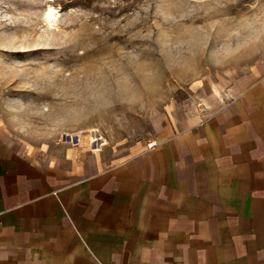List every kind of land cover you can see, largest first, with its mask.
I'll list each match as a JSON object with an SVG mask.
<instances>
[{"label":"crops","instance_id":"crops-1","mask_svg":"<svg viewBox=\"0 0 264 264\" xmlns=\"http://www.w3.org/2000/svg\"><path fill=\"white\" fill-rule=\"evenodd\" d=\"M125 155L0 121V264H264V62Z\"/></svg>","mask_w":264,"mask_h":264},{"label":"rangeland","instance_id":"rangeland-1","mask_svg":"<svg viewBox=\"0 0 264 264\" xmlns=\"http://www.w3.org/2000/svg\"><path fill=\"white\" fill-rule=\"evenodd\" d=\"M261 12L264 0H0V121L27 147L80 141L125 155L264 62L259 46L213 55ZM103 65L119 70L118 102L66 119Z\"/></svg>","mask_w":264,"mask_h":264},{"label":"clouds","instance_id":"clouds-1","mask_svg":"<svg viewBox=\"0 0 264 264\" xmlns=\"http://www.w3.org/2000/svg\"><path fill=\"white\" fill-rule=\"evenodd\" d=\"M228 41L229 43H226L218 53L213 55H223L225 50L229 48L232 51H238L247 46L264 47V12L240 19L234 30L230 32ZM122 92L119 70L103 65L83 87L82 95L78 97L80 108L76 110L68 109L64 114L65 118L71 119L74 111L88 114L110 108L118 102Z\"/></svg>","mask_w":264,"mask_h":264},{"label":"bare ground","instance_id":"bare-ground-1","mask_svg":"<svg viewBox=\"0 0 264 264\" xmlns=\"http://www.w3.org/2000/svg\"><path fill=\"white\" fill-rule=\"evenodd\" d=\"M54 11H55V9L51 7L50 10L48 11V15L47 16L49 18H51L52 16H54V13H55Z\"/></svg>","mask_w":264,"mask_h":264},{"label":"built area","instance_id":"built-area-1","mask_svg":"<svg viewBox=\"0 0 264 264\" xmlns=\"http://www.w3.org/2000/svg\"><path fill=\"white\" fill-rule=\"evenodd\" d=\"M157 145V141L156 140H151V141H149V143H148V147H154V146H156Z\"/></svg>","mask_w":264,"mask_h":264}]
</instances>
